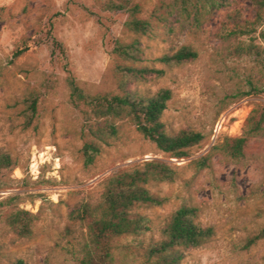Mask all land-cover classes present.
Wrapping results in <instances>:
<instances>
[{"label":"rangeland","instance_id":"1","mask_svg":"<svg viewBox=\"0 0 264 264\" xmlns=\"http://www.w3.org/2000/svg\"><path fill=\"white\" fill-rule=\"evenodd\" d=\"M103 0H0V152L16 167L0 175V264H140L142 247L160 236L167 216L187 202L198 207L202 226L214 228L203 246L186 251L185 264H264V138H251L243 157L215 153L225 138L239 137L251 111L264 107V0H224L199 22L169 14L171 0H135L153 31L140 37L143 65L163 69L141 88H169L162 120L168 131L192 130L203 140L188 156L170 158L118 121L117 137L84 166V118L69 98L67 77L90 94L116 93L112 55L116 41L136 36L124 29L127 14L106 11ZM52 37L65 49L53 48ZM186 45L197 57L175 66L155 58ZM20 52L19 55L15 53ZM36 99L26 126L24 112ZM159 160L176 168L173 183L152 187L167 196L161 207L143 209L151 229L116 241L103 261L88 232L71 226L73 205L95 200L102 181L119 169ZM17 209L35 216L22 237L3 216Z\"/></svg>","mask_w":264,"mask_h":264},{"label":"trees","instance_id":"2","mask_svg":"<svg viewBox=\"0 0 264 264\" xmlns=\"http://www.w3.org/2000/svg\"><path fill=\"white\" fill-rule=\"evenodd\" d=\"M224 0H171L165 5L169 14H179L193 22H199L207 13L222 7ZM256 2L261 0H255ZM106 11H122L127 14L124 29L136 37L130 41H116L112 55L117 63L113 68L116 93L90 94L78 85L72 76L67 77L69 98L72 106L84 118L82 136L84 142L80 154L84 166L92 165L104 146L117 137L118 121L127 120L144 139L170 158L188 156L191 147L203 140V135L192 130L168 131L162 116L172 97L169 88L156 91L141 88L152 77H161L163 69L143 65V49L140 37L153 31L149 17L142 16V7L135 0H103ZM53 48L65 52L62 45L52 37ZM20 52L15 53L19 55ZM197 52L183 45L155 58V62L170 67L194 60ZM36 113V99H29L24 112L26 126ZM264 138V107L251 111L246 128L239 137L225 138L204 158L195 161L199 168L207 167V161L215 153L238 159L243 157L251 138ZM16 160L6 152H0V175L16 167ZM178 177L176 168L151 160L119 169L102 181V191L95 200H84L73 205L67 215L69 225L82 226L88 232L90 242L101 261L108 258L117 240L123 237H139L151 229V219L143 209L161 207L168 201L152 191L162 183H173ZM198 207L182 203L166 218L160 236L143 246L140 264H185L186 251L206 244L214 235L212 226H202L197 220ZM35 218L31 213L17 209L4 216L5 225L19 236L27 237ZM0 257L2 251L0 247ZM11 264H27L16 258Z\"/></svg>","mask_w":264,"mask_h":264}]
</instances>
